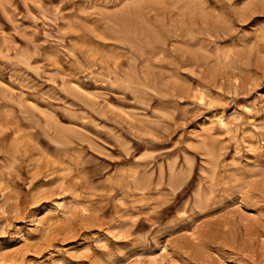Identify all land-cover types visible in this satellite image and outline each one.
Masks as SVG:
<instances>
[{
	"label": "rangeland",
	"instance_id": "374dc122",
	"mask_svg": "<svg viewBox=\"0 0 264 264\" xmlns=\"http://www.w3.org/2000/svg\"><path fill=\"white\" fill-rule=\"evenodd\" d=\"M0 264H264V0H0Z\"/></svg>",
	"mask_w": 264,
	"mask_h": 264
}]
</instances>
